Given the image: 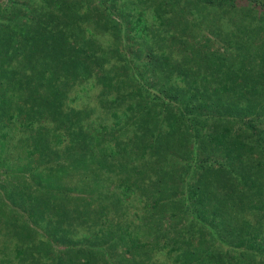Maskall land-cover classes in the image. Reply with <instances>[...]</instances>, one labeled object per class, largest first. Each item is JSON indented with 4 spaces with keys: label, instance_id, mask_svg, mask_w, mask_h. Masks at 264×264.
Listing matches in <instances>:
<instances>
[{
    "label": "trees",
    "instance_id": "1",
    "mask_svg": "<svg viewBox=\"0 0 264 264\" xmlns=\"http://www.w3.org/2000/svg\"><path fill=\"white\" fill-rule=\"evenodd\" d=\"M100 1L103 9H97V24L92 27L95 31L88 30L91 37L73 30L76 25H69L71 0L58 1L55 9L59 12L49 11L44 5L40 12L42 0L40 6L37 4L38 13L32 8L29 12L26 4L21 10L12 6L7 13L9 2L4 7L0 4V44H4L0 66L10 56L7 50L11 48L22 71L11 83L18 100L13 107L6 101L0 104V116L10 123L0 126V154L10 156L12 147L18 149L10 162L1 163L13 166L11 170L19 177L44 165L47 186L53 182L56 189L67 187L65 179L69 178L89 196L80 200L81 210L75 215L68 214L57 222L51 216L44 221L43 212L33 205L23 208L27 217L21 216L20 221H11L12 215L0 218V234L3 229L9 233L14 225L17 238L13 244L2 243L0 264H194L185 253L190 250L195 253V264H231L229 252L234 253V259L237 253L247 256L248 264H252L255 252H264V236H260L264 204H254L249 198L241 200L242 214L237 216L233 202L239 186L250 184L252 188L258 184L256 175L241 173L232 163L239 157L247 160L248 171H263L264 150L259 139L254 146L263 160L252 153L247 155L251 147L244 145H240L245 149L239 156L229 151L223 160L212 161L210 166L208 161L190 158L194 168L205 166L208 170L199 182L204 189L188 190L194 200L192 209L196 211L205 203L212 212L205 210L210 225L205 226V233L200 232L203 238L197 250L184 246L187 232L177 234L181 241L167 236L164 240L145 238L138 227L126 221L125 212L137 206L135 190L142 191L140 196L145 194L141 185L131 180V176L143 174L139 168L148 169L144 186L149 183L154 190L160 187L157 181L162 169L151 166V162L154 147L165 138V131L178 134L183 120L189 124L187 118L194 117V126L198 117L212 119L213 113L219 115L229 110L228 106L241 111L240 123L247 116L264 122L259 117L264 116V12L240 9L236 0H118L123 2L118 6L121 12L108 7L107 3L116 0ZM258 3L264 9V3ZM209 11L217 24L204 35L199 32V23ZM111 15L124 16V25L113 21ZM83 17L90 20L91 14L84 12ZM101 27H105L103 34L109 31L102 34L109 37L106 40L96 34ZM196 28L197 35L193 32ZM215 41L226 43L224 53L214 49ZM2 89L6 88L0 84V92ZM84 91L93 95L94 102L80 107L78 98L73 97ZM15 112L17 118L24 117L22 123H11ZM162 114L165 128L156 126L162 123L158 122ZM251 120L243 123L254 130L249 142L256 134ZM220 138H214V142L220 143ZM195 145L190 148L194 156ZM256 174L261 175L259 171ZM42 183L38 182L41 187ZM6 193L16 204L18 190ZM247 193L241 191L239 197H247ZM144 197L138 198L140 206L145 201L147 210L157 207L154 196ZM41 201L37 200L41 208L57 211L56 217L62 212L53 199ZM103 211L114 220L102 216ZM253 211L263 217L256 213L258 221H253ZM4 214V202H0V216ZM216 222L232 231L228 234V250L219 259L210 255L207 247ZM35 225L41 229L36 230ZM237 232L238 239H234L232 235ZM211 258L216 261L212 263Z\"/></svg>",
    "mask_w": 264,
    "mask_h": 264
},
{
    "label": "rangeland",
    "instance_id": "2",
    "mask_svg": "<svg viewBox=\"0 0 264 264\" xmlns=\"http://www.w3.org/2000/svg\"><path fill=\"white\" fill-rule=\"evenodd\" d=\"M39 1L40 0H13L12 2V0L10 1L0 0V4H2L1 7H4L8 5L9 2L10 6L8 7L7 13H11L10 8L12 6L20 8L21 10L22 4H26L29 12H30L29 9L32 8L34 13L35 12L38 13L36 10L39 9L40 3L42 4L41 10H39L40 12H43V5L47 6L49 11L55 10L56 12H59L57 9H55L56 3L58 1H60L61 3L63 2V0H42V2L40 3ZM257 2L264 3V0H251V3L248 0H236L235 4L239 6L240 9H245V11H247L250 8L251 9L254 8L260 12H264V9H261L260 6L256 4ZM71 3H72L71 8L69 9L70 12L69 11L67 12L68 19H70L69 25L71 24L76 25V27H74L73 30L78 32L83 31L84 33L86 32L85 35L87 34L86 35L87 37L88 36L91 37V32L89 31L88 34V30L95 31L92 30L93 29L92 27H94L97 24L96 23L97 9L100 10L103 9L102 2L100 0H71ZM37 4L39 6H37ZM107 4L108 7H112L115 12L122 11L121 9H118L120 6H122L123 4L122 1L116 0L115 2L112 3L109 2ZM249 4L250 6H248ZM79 6L82 7L81 11L77 9L80 8ZM23 12L26 13L27 11H23ZM84 12L91 14L92 19L91 18L90 20L85 19L83 17ZM110 18L113 21H115L117 24H120L121 26L124 25L123 24V22L125 21L124 16L121 19L119 18V16L117 17L111 15ZM172 21H174V23L178 22L174 18L172 19ZM213 24L216 25L217 20L213 18L212 13L209 11V13H207V18L203 17V19L199 23V27H200L199 32L201 34L207 35L208 34L207 29H211L214 26ZM231 26H233V24ZM232 29L233 27H231V30ZM103 30H105V27H101L100 33L97 31L96 34L99 35V37H101L103 40H106L109 37H105L103 35H107L109 31L103 34L104 32ZM194 30L195 31L193 32L197 35L198 34L197 28ZM90 40H92V38H90ZM3 45L0 44V49H3ZM226 47H227L226 43L220 44L215 41L214 44L215 50H219L221 53H224L223 50L227 49ZM7 51L10 53L9 54L10 56L6 57V62L2 66H0V84H3V86L6 88V89H2L3 92H0V104L1 101H6V102H10L9 105L13 107L14 102H16L18 98L16 97L17 90L12 89L15 88V86L13 85L11 87V85L15 82V78L18 77V75L21 76L22 71L19 70V67L17 65L18 57L13 55V51L11 50V48ZM252 54L255 55L254 51H252ZM3 59H4L3 57H0V64ZM78 95L80 98L78 96H75L73 97V99L78 98L77 104H79L80 107H85V105L94 102L93 95L88 91H84L83 93L79 92ZM228 108L229 110H224L219 115L213 113L211 116L213 117L212 119L209 117L206 118V116L203 117V115L201 117H198L196 123L194 122L195 124L194 126L192 121L194 120V117L191 116L187 118L189 119L187 121L189 122L192 128L189 126V124L186 121L183 120L182 121L183 125L182 127H180V129L182 130H179L180 132H178V134L168 131L164 132L165 138L159 139L160 142L154 147L153 160L151 162V166L153 164H156L162 169L161 177H160L161 179H158L157 181L159 182L157 186L160 184V187L156 188L157 191L156 189L154 190V187H151V184L149 183L146 184V186L142 184L143 180L147 178L148 169H146L145 167L139 168V170L143 172L142 175H139L141 177L131 176V180L135 182L133 184L137 185L139 183V185H141V187L144 189V193H145L144 195L148 197L150 195L154 196V198L157 200L158 203L155 209L147 210V206L144 203L145 201H143V204H141V206L138 204L139 203L138 198H142L143 200L145 199L144 195L142 196L139 195L140 193L143 194L142 191L140 192V190H135L136 193L138 194V198L136 200L137 206H133V208L130 211L125 212L126 221L132 222L135 225V228L138 227L141 230V232H143V236L145 238L151 239V241L154 239L164 240V237L167 236V237L176 238V240L178 239L181 241V239L177 236V234L179 235L180 231L182 232L181 235L187 232L185 235H188L189 237L185 239L184 246L185 247L193 246V249L195 248L197 250V246L199 244L198 242L203 238L199 236L200 232L203 230L205 233L206 232L204 229L205 226L209 227L210 225L208 222L210 217L205 215V210L209 214H211L212 212L207 208L209 206L205 205V203H203L201 207H197L196 211H193L192 209V203L194 204V200L188 195L189 192L188 190L190 188L192 189L198 188L202 191L204 188L202 189V187H200L201 184H199V182L202 180L201 178L204 177L205 173L208 172V170L206 168L204 169L205 166L202 169H198L196 167L194 168L193 165L194 163H192V160L190 161V158H192L193 160L196 159V161H200V160L208 161L206 164H209L210 166L212 161L223 160L229 151H232V156L234 157L239 156V154L242 153L245 149L240 145H244L245 147L248 146L251 147V149L249 148L250 151L248 152L247 155L253 156L252 154H254L256 157H258V159L263 160L260 153L257 152L258 148H256L254 144L257 143L259 139L264 150V132H263L264 122L258 123L256 119L259 118H256L255 120L253 119L251 120L249 116L244 118L243 123L249 122L250 120L255 122L254 129L256 131V134H254L253 139L251 138V141L249 142L248 139L250 138L254 130L248 128L247 126H243V123L239 122L240 120L239 118H241L242 113L241 111H239V109L238 110L236 109L238 107H233V109L231 108V110L229 106ZM165 114H162L161 118L158 120V122L160 121L162 122L160 126H158L156 123L157 127L165 128L164 116H163ZM13 116H14V120H11V123H13L14 121L15 123H20V122L22 123V121L24 120V117L22 116H21L22 119L20 117L17 118L18 116L16 112L13 114ZM175 116H177V118L180 119V116L178 114H175ZM259 117L261 120H264V116L261 115ZM101 118H104V116L102 117L101 115ZM8 122L9 121L6 118L0 116L1 127L6 125L9 126L10 123ZM197 123H200V125H198ZM93 124L94 123H91V125ZM1 130L3 129L0 128V131ZM219 137H221L219 141L220 143L214 142V138L218 139ZM194 142H196V145L194 146V150L197 147L196 156L190 153L191 145L192 144L194 145ZM17 150L18 149L16 147H12L9 151L10 156H7V154L4 156V153H2V155L0 154V202H4V206H5V214L4 216H0V218H7L6 216L12 215L13 219L10 218L11 221L14 220L20 221L21 216H23V218L27 217L26 213L23 212V208L24 207L27 208L28 205L36 206V208H38L41 212H43L42 216L44 218V221L47 220L48 216H51L53 218V221L57 222L62 217L67 216L68 214H69L68 216L72 214L75 215L76 210H81V208L79 207L80 200L83 198L87 200L89 199V196L86 195L85 192H83V189L81 191L79 184H76L75 181L72 182L71 179L69 178L65 179L63 177L68 182V183L66 182L67 187L63 185L62 187L56 189L54 188L53 182H51L52 186L50 183H49L50 185L47 186L46 180L48 179V175L46 177L44 176L45 173L43 170L46 169L44 165H41V167L38 170H36L37 168L34 169L33 172L28 173V175H25L24 177L20 176L21 177L20 179V177L17 175L18 173L16 172L13 173V171L11 170L13 169V166L9 167L7 164L3 165V163H1L5 160L6 162H10L11 157L16 156L15 154ZM60 159H64V157L60 156ZM31 162L32 160L30 161V163ZM245 163L247 164V160L243 161V159L241 160V158L238 157L237 161H234V165L232 163V166L237 168V171L241 173H247L250 177L251 175L253 176L256 175L255 178L257 180L258 186H253L251 188L250 184H248L245 187L239 186L240 191H236L234 189L237 193H239L238 198L236 197L237 193L234 195L236 197V202L235 203L233 202L234 209L237 212H239L236 213L239 218L242 214L241 200H247L249 198L250 201L254 204H259V205L264 204V169L263 171L261 169H256L253 172H250L245 167ZM27 165L28 163L26 162V166H25L26 168H28ZM33 165H35V163H33ZM258 171L259 174L261 175L256 174ZM211 172L213 173L214 171ZM217 172L220 173L221 171L217 169ZM221 174L222 176H225L224 172H221ZM152 176H154V174H152ZM23 179H25V181ZM40 179L43 180L42 187L38 184V182L41 181ZM26 184L28 186H26ZM14 190H18L17 193L18 196L15 198L16 204H14V202L11 201L10 195L9 198L6 197L7 196L6 191H8V194H10ZM19 190L21 193H19ZM55 191H57L56 194L57 196H59V199H56L59 200L57 202L55 201L54 198ZM229 191L232 193V188ZM241 191H247L248 192L246 194L247 197H243V196L239 197L241 195ZM227 192L228 191L226 190L225 195H227ZM45 199L47 200L49 199V201L53 199V201L57 203V205L59 204L58 206H60L59 208L62 210V212L58 217L55 216L57 211L53 210V208L51 210L46 208H41V205L37 203V200H39V202L42 203L41 200H45ZM87 202L84 205H86ZM134 207H136L137 209H135ZM11 209L13 211H11ZM252 213H254V211ZM256 213L261 215V218L264 215V214L262 215L261 212L256 211L252 215L253 221H258L259 216H257ZM114 214L117 213L114 212ZM114 214H110V215H114ZM199 215H204L205 218ZM247 215H249L248 212ZM102 216L104 217L107 216L110 222L114 220V219H110L113 217L106 215L105 211H103ZM115 218L117 217L115 216ZM201 219H206L207 221H203ZM241 224L243 223L241 222ZM29 225L31 226V224ZM84 226L85 225H83V227ZM212 226L214 232H211L212 239L208 243L207 247L210 248L212 251V253L209 254L216 257V259H219L220 257H222V254L224 255V253L227 252L228 250V245L230 244V239L228 237V234L229 232L232 233V231L230 229L229 230L225 229V227L218 222H216ZM255 226L258 227V225ZM81 227L79 226V228ZM35 228L36 230H38L39 227L37 228L35 225ZM14 229L15 226L12 225L10 227L9 233L5 229L2 230V233L0 234V250L2 243L13 244L17 241V238L14 235V231H15ZM262 230L263 231L260 236H264V224ZM238 232L241 235L243 234V231H241L240 229L238 230ZM238 232L235 235L231 234L232 237H234V239L237 238V234H239ZM8 246L10 248L15 247V245L12 246L8 245ZM185 253L190 254L195 264L196 263V260L194 259L195 253L191 250ZM205 253L207 252L205 251ZM255 253L257 254V256L252 260L251 263L264 264V252L262 253L260 251L261 253L260 254L258 251H256ZM227 257H229L231 264H237V262L238 264H248L247 256H243L237 253V255H235L236 258L234 259V253L229 252ZM210 261L213 263V261L216 260L211 258ZM217 264H226V262L218 261Z\"/></svg>",
    "mask_w": 264,
    "mask_h": 264
}]
</instances>
